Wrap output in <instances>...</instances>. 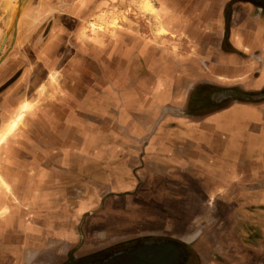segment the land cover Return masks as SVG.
Returning a JSON list of instances; mask_svg holds the SVG:
<instances>
[{
    "label": "crops",
    "instance_id": "crops-1",
    "mask_svg": "<svg viewBox=\"0 0 264 264\" xmlns=\"http://www.w3.org/2000/svg\"><path fill=\"white\" fill-rule=\"evenodd\" d=\"M111 1L26 0L4 40L0 0V125L33 103L0 145L17 200L0 190V264L142 238L264 264V100L231 97H264V0H147L115 29L97 14Z\"/></svg>",
    "mask_w": 264,
    "mask_h": 264
},
{
    "label": "flooded vegetation",
    "instance_id": "flooded-vegetation-1",
    "mask_svg": "<svg viewBox=\"0 0 264 264\" xmlns=\"http://www.w3.org/2000/svg\"><path fill=\"white\" fill-rule=\"evenodd\" d=\"M112 1L105 3L102 9L105 7H112V9L130 8L131 0H120V4L117 1ZM122 15L119 17L121 18ZM90 24L89 27L91 28ZM215 89L217 90V88H211L206 95L210 98L216 92ZM232 90L235 91L234 89L229 91ZM157 255L161 258L159 264H190L191 257H193L187 246L173 238H142L99 248V250L80 256H73L72 254L65 258L59 254L58 260H60L59 264H151V262L157 261ZM51 261L50 259L39 264H49Z\"/></svg>",
    "mask_w": 264,
    "mask_h": 264
},
{
    "label": "rangeland",
    "instance_id": "rangeland-1",
    "mask_svg": "<svg viewBox=\"0 0 264 264\" xmlns=\"http://www.w3.org/2000/svg\"><path fill=\"white\" fill-rule=\"evenodd\" d=\"M151 1V0H150ZM152 2V1H151ZM8 4H9V6H13L14 4H15V2H14V0H8ZM145 4H144V2H143V0H131V2H130V8L128 9H124V8H122V9H112V7L111 8H107V7H105V8H103V9H99V11H98V13L97 14H99V15H101V16H103V17H107V16H109V24L107 25V26H111L112 28L114 27V29L115 28H117L118 27V23H119V20L120 19H125V16H126V18L127 17H131V16H133V17H143V16H145V15H149V13L148 12H150V9L149 8H146L145 9V6H144ZM148 11V12H147ZM227 12H228V10H226L225 9V12H224V14H225V16H226V14H227ZM151 13V12H150ZM122 14H124V15H122ZM119 15H122V17L120 18L119 17ZM113 16V17H112ZM116 16V17H115ZM114 18H117V25L115 24V22H111ZM145 21V20H144ZM93 24H96V23H93ZM92 23L90 24V26H91V29L93 30L94 29V27H95V25H93ZM98 24H100V23H98ZM102 26V27H101ZM99 25L98 27H101V29H104V25ZM106 26V25H105ZM150 25H145V24H142V26L141 27H146V28H148ZM152 27H153V25H152ZM259 30H261V28H258ZM156 31H158V33L159 32H162L163 30L160 28V26L158 25V29L156 30ZM12 32V31H11ZM216 42L217 41H215V39H213L212 40V44H216ZM174 44V42L172 41L171 42V44ZM216 77V76H215ZM212 79H214V78H212ZM236 89V88H235ZM236 90H238V89H236ZM260 90L262 91V93L264 92V88H262V87H260ZM233 91V90H232ZM253 90H248V91H245V90H241V89H239L238 90V93L239 94H244V93H248V95L249 96H252L253 94L251 93ZM251 94V95H250ZM255 95V94H254ZM264 100V97L262 98H260V99H258V98H256V99H247V101H250L251 103H254V105H255V103H258V102H260V101H263ZM203 104H204V107L206 108V110H209L210 109V107H212V106H215V105H217L218 103H212V101H211V99L210 98H207L206 100H204V102H203ZM202 104V105H203ZM257 106L258 107H264V104H257ZM16 110V109H15ZM227 110V109H226ZM225 110V111H226ZM219 112H224V111H219ZM230 115H233V112H232V114H230ZM259 115H260V111H257V112H255L254 113V119L256 120V119H258V117H259ZM227 119V120H230V119H232V116H229L228 114L226 115V116H224V117H222V116H218V119ZM232 121V125H229V126H231L232 128H234V129H237L238 128V125L239 124H237V123H235V119H232L231 120ZM7 125V123H4V122H2L1 123V125H0V132H2L3 131V129L5 128V126ZM20 126L21 125H19V127L16 129V128H14V130H13V135H14V133L15 132H17V130L20 128ZM9 143V142H8ZM1 152V154H0V156L1 155H3V153H2V150L0 151ZM2 157V156H1ZM0 190L1 191H3V188L1 189L0 188ZM4 192V191H3ZM5 193V192H4ZM130 221L131 220H124L123 221V224H124V227L125 228H128L129 227V223H130ZM174 239V238H173ZM122 243H124V242H127V240L125 241V240H123V241H121ZM121 242H119V243H121ZM118 243V244H119ZM203 241L202 242H200V243H198L199 245H197V250L196 249H190L189 248V246L187 245V248L189 249V251L191 252V253H193V257H191L192 258V261H191V263L190 264H203V262L205 261L204 259H203V253H202V249H201V247L200 246H202L203 244ZM203 249H204V247H203ZM198 252L199 253V255H197L195 252ZM157 261H154V263H156L157 262V264H159L160 263V260L159 259H161V258H159V256L157 255ZM154 263H152L151 262V264H154ZM148 264H150V263H148Z\"/></svg>",
    "mask_w": 264,
    "mask_h": 264
},
{
    "label": "bare ground",
    "instance_id": "bare-ground-1",
    "mask_svg": "<svg viewBox=\"0 0 264 264\" xmlns=\"http://www.w3.org/2000/svg\"><path fill=\"white\" fill-rule=\"evenodd\" d=\"M144 2V6L145 9L149 8L151 13H154V9L152 8V6L149 4V2L147 0H143ZM150 13V14H151ZM50 79L55 82L57 84V86L59 85V83H57L58 81V76L57 73H50ZM40 92L42 94H45L46 92V87L44 84L41 85L40 88ZM30 100V99H29ZM35 102V100H34ZM36 104V102L34 103ZM33 107V103L28 101V99H25L24 102H21L20 105H18L14 117L7 123V125L5 126V128L3 129L2 132H0V145L3 143V141L11 134L13 133L14 128L17 129L18 125H20L22 123V118L24 117V113L28 110H30ZM22 127V126H21ZM15 131V130H14ZM0 188H3V191L5 193H8L10 195V197L12 198L13 201H17L16 200V196L13 192L12 186L8 183V181L2 176V174L0 173ZM10 198V199H11ZM6 211V206H3L2 208H0V215L2 213H5Z\"/></svg>",
    "mask_w": 264,
    "mask_h": 264
},
{
    "label": "water",
    "instance_id": "water-1",
    "mask_svg": "<svg viewBox=\"0 0 264 264\" xmlns=\"http://www.w3.org/2000/svg\"><path fill=\"white\" fill-rule=\"evenodd\" d=\"M26 2V0H17L15 2V4L13 5L12 7V14H11V17H10V21H9V25L7 27V30H6V34L4 36V40L6 39V37L11 33H14L15 30H16V26H17V20H18V17H19V13L21 11V8L23 7L24 3ZM232 98L234 99H250V98H247V97H243L241 95H231ZM255 98H258V97H252L251 99H255Z\"/></svg>",
    "mask_w": 264,
    "mask_h": 264
}]
</instances>
